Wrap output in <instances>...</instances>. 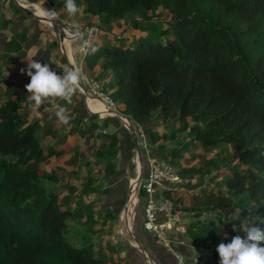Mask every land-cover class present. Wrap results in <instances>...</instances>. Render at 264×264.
<instances>
[{
	"label": "trees",
	"instance_id": "1",
	"mask_svg": "<svg viewBox=\"0 0 264 264\" xmlns=\"http://www.w3.org/2000/svg\"><path fill=\"white\" fill-rule=\"evenodd\" d=\"M82 1L84 13L108 26L111 19L132 13L128 25L146 32L130 45L93 44L98 50L84 58L85 68H100L95 77L104 81L119 113L143 128L148 147L155 146L156 152L166 148L160 140L178 142V133L189 139L171 151L176 154L186 145H230L233 164L226 163L224 188L217 189L215 204L214 194H208L204 208L223 207L219 225L234 219L228 224L229 238L244 235L241 227L251 221L264 229L255 220L264 217V0ZM160 9L170 18H163ZM9 89L12 94L0 104V264H101L92 245L67 240L66 221L86 209L85 226L91 228L93 211L80 201L76 210L63 208L60 193L47 187L46 180L58 181L39 166L54 153L50 146L43 153L44 135L51 130L37 119L27 121L21 110L30 104L17 99L15 87ZM156 121L172 122L169 136L153 130ZM90 126L100 127L96 121ZM104 134L95 163L105 164L112 175L121 144L116 133ZM141 152L146 155L143 148ZM93 181L89 178L86 187ZM116 216L111 213L112 219ZM199 223L187 228L193 240L204 239L202 234L209 233L205 227H213L202 223L199 228Z\"/></svg>",
	"mask_w": 264,
	"mask_h": 264
},
{
	"label": "crops",
	"instance_id": "2",
	"mask_svg": "<svg viewBox=\"0 0 264 264\" xmlns=\"http://www.w3.org/2000/svg\"><path fill=\"white\" fill-rule=\"evenodd\" d=\"M19 1L24 4V6L27 7L31 12L41 17L43 16V10H47L46 7L48 6L46 5V0ZM26 2H31V4L33 5ZM62 18L64 19V17ZM91 18L96 20L98 19L97 16H91ZM63 19L60 20L59 18H56L55 20H57L64 26ZM46 24L50 25V22L41 20L30 12L20 9L15 4V2L10 0H0V57L4 54H8L6 60H3L0 65L4 66L3 73H7L5 72V66L9 67L10 70H13L14 68V74H16L15 80L13 79L15 81L14 87L18 92L25 93L28 97L30 94L26 92V89H19L18 83L22 82L23 85H25L30 81V77L27 75L26 71H23V73H21L22 69H27L28 65H30L33 61H40L42 63L48 64L50 68L58 75H63L65 73L63 70H65L66 68H68V70H71L70 63L71 61L74 63V60H76L74 56L75 47L73 48L74 41H72L71 39V31L60 30L62 35L60 39L61 46L67 55V58L65 57L66 63H63L61 62V58L59 56V53L62 54L61 47L58 51V47L52 45L58 42L56 41V38L52 36V33H50V26H47ZM67 28L71 27L67 26ZM135 32L137 33V31ZM30 33H32L33 35L30 36ZM139 33L142 34L143 31ZM46 36L47 38L50 37L48 41H46ZM51 46H54V49H52ZM6 50L9 51L7 52ZM89 70L93 75H96L100 71V68L96 67L93 70ZM77 94L82 97L78 102L75 101V93L67 101L57 98H50L44 103L45 106L40 108L36 107L34 105V102H30L28 98L23 102H28L30 104L27 105V108H30L31 113L30 115H28V118L32 121L35 119L40 121L42 119L40 122L41 124H43V128H49L51 130L47 135H44L45 146L43 149V153H47V151L49 150L48 146H50V149H53L54 153L53 155L46 157L39 166L42 169L41 164L45 160L50 161V169L53 171L57 169L55 167L56 165H63L66 168L65 173H69L65 178L66 181L64 182V185L66 184L68 188H65L63 185L60 190L61 192H59L60 200L61 198H63V193H68L69 190L71 192L74 191L73 194L75 195L77 192L85 195L86 197L84 198L83 202L88 205L89 203H91L90 200H92L93 198L99 199L96 204L92 203L94 205L90 208V210L93 211V220H96L94 225L103 227L106 223L107 226L112 227L115 224L114 222H116L117 220L114 221V219L111 218V221L109 217H111V213L118 214V211L121 210L120 204H122L123 202L120 203V201H118L119 199L124 200V208L126 195L129 191V188L126 192L123 188H121L120 181H128L130 179L128 176L129 168L133 167V165L132 163L126 164V167L128 168H123L125 167L123 165H125L124 163H127L126 158L129 157L131 151H136L135 149H133L135 148V144L131 134H128L121 128V126L116 124V118L114 117L117 116H103L100 112H98V110L102 109L98 101L89 98L85 100V107L87 108V110H89V113L86 114L85 108L83 107V95L80 93ZM47 103L48 105L46 106ZM61 106L67 109L66 115L71 118L68 125L62 124L55 116L56 111ZM91 112L99 113V117L102 119L97 121L100 125L97 131H103V134L105 132L109 135L112 133H116L117 138L120 141L123 154L120 162L118 161V158L113 161L114 169L116 171L112 175L107 174L105 169L106 165L104 166L102 164H96L94 159L95 151L105 145L106 136H104L103 138L100 137L98 139L99 135L89 134V136H87L88 138L86 137L87 139H84V135H79L77 133L78 128H81L83 131L85 127H91L90 122L96 120V115L91 114ZM118 118L120 119L121 117ZM122 120L124 124V119ZM110 125H112V129H109ZM90 136L95 138L90 139ZM156 149L157 148L155 146L149 148V151L146 153V158L153 156L157 159H162V161L160 160L161 162L169 164L166 163L167 157H165V155H159L156 152ZM146 158H144L145 161ZM71 159H74L77 162V166L74 169L68 167ZM60 161L63 163H61ZM136 163L134 162V164ZM136 168H138L137 165ZM180 171L178 172L180 173ZM91 177L94 181L90 184V187L94 188L86 187V184ZM65 179H58L56 183L64 181ZM70 181H79V184H75L79 186L77 188H74ZM129 182L131 184L132 178L129 180ZM164 187L165 188H158L155 196L159 199L170 198L174 203L175 209H177L176 201L178 198H180V194H182V191H184L185 189L186 192H191L195 196L199 195V199L200 196L204 193V191L201 190L202 188H176V185L174 186L175 188L172 187V185H166ZM70 194L72 195V193ZM133 194L134 190H131L128 196L127 208L130 202L132 208L136 203V200L131 201V197ZM120 195H125V199ZM184 196H187V194L184 193ZM106 197H108V201L104 203L103 199H105ZM76 198H78V196ZM140 199L143 203L145 202V197H140ZM184 200H186V198ZM205 206H207V203ZM75 207L76 205L74 203L71 207H69V209L74 210ZM97 207H99L98 210H100V213L98 211L95 212ZM63 208L68 207L63 206ZM178 211L182 216L183 224L186 230L185 233H177L174 231L171 232L174 241V247L182 251L190 260L203 258L205 260V264H219V256L216 252V246H213L214 242L212 238L214 236L210 237V240H212L213 243L209 246H203L201 245V243H199L203 240H193L192 238H190L187 235V228L190 225L188 224V214L180 210ZM77 214L79 215V212ZM80 214L82 215H80L79 218L76 216L75 219H68L66 221L68 232L71 231V228L74 225H76L77 227H82L80 225L81 223L79 224L78 219L80 222L84 221L83 217L86 218V213L81 212ZM125 215L126 214L123 215V218L126 217ZM140 216L142 218V209ZM141 222L138 226L135 227V230L133 231V237H131L133 240V244H127L125 242V239L120 238L114 232L112 234H110V232H107L105 234L98 232L96 236L95 233L92 232L91 235L96 241L95 245H93L92 243V246L98 252L100 257H102L103 261L101 264H175V260L172 255L158 244L153 235L142 229ZM132 224H134L133 219L130 224L131 232L133 229ZM201 226L202 222L199 223V228ZM136 239L138 240V242L136 241ZM217 241L218 239L215 240V242Z\"/></svg>",
	"mask_w": 264,
	"mask_h": 264
},
{
	"label": "rangeland",
	"instance_id": "3",
	"mask_svg": "<svg viewBox=\"0 0 264 264\" xmlns=\"http://www.w3.org/2000/svg\"><path fill=\"white\" fill-rule=\"evenodd\" d=\"M11 1V0H10ZM79 2H76V4L78 5V7L81 8V11L79 13H77L74 17H69L67 14V11L64 7L65 4V0H46V5H48L46 7V9H50V10H54L57 13V17L60 20L63 19L62 17H64L63 19V23H64V27L67 28V26H70L73 30H77L80 29L82 26H90L91 24H95L98 25L101 29L100 33L97 35V37L95 38L94 41V45L95 44H125V45H130V43L132 44L137 38L136 36L141 35V36H145L146 32H143L142 34H140V31H137V33L132 30V28L128 25V23L130 21H128L131 17V15H133L132 13L127 14L124 18H116V19H111L110 20V24L109 26H111V30H107L109 29V26L105 24V22L103 20H101L100 18L96 19H92L90 17V15L84 13L83 11V7H84V3L82 0H78ZM49 4H48V3ZM44 3V2H43ZM159 12H162V16L165 19H169L170 15L167 13V11H163L160 9ZM82 24V25H81ZM47 25V24H46ZM143 28H147L148 27V23L147 22H142L141 23ZM50 30L51 31H55V35L58 38L60 34V31L58 30L59 28H53L51 23L50 25ZM68 29V28H67ZM66 29V30H67ZM47 33V32H46ZM51 33V32H50ZM32 36L33 34L30 33ZM51 35V34H50ZM52 36L55 38V36L52 33ZM122 37H125L122 38ZM122 38V39H121ZM169 37H165V40H167ZM49 38H47L46 36V41H48ZM73 41V40H72ZM53 42V41H52ZM82 43V40H78L76 41V43L74 44L75 47V58L76 61L79 62V60L81 59L80 55L77 53L78 51V46ZM54 46H57V50L59 51L60 46L59 43L56 44H52ZM54 46H51L52 49H54ZM7 52L9 50H6ZM59 53V52H58ZM8 54H4L3 56L0 57V63H2L3 60H6ZM59 56L61 58V62L66 63V58L65 56H63L62 54L59 53ZM84 62V60H83ZM3 65H0V104L2 102H4L8 96L10 94H12V91L9 89L11 87H14V83H15V76L16 74H14V68L13 70L9 69V67L5 66V72L7 73H3ZM64 72L69 71L68 68H66L65 70H63ZM83 72L84 74L88 77V78H94L96 79V75H93L91 73V71L87 68H85V66L83 65ZM21 73H23V71H21ZM14 79V80H13ZM98 80V79H96ZM103 88V90L108 93L104 88V81H100L98 80ZM19 84V89H25L24 85L22 82L18 83ZM76 95H75V101H79L80 98H82L79 94V91L76 90ZM15 96L17 97V99H19L20 101L24 102L26 101L25 99H29V97L25 94V93H20L18 91L15 92ZM109 94V93H108ZM28 103V102H27ZM48 105V103L46 104V106ZM45 105L42 104L40 107H44ZM28 106L25 105L21 112L24 113L25 118L27 121L31 122L32 120H30L28 118V115H30V108H27ZM85 108V113L88 114L89 110H87V108L85 107V105L83 106ZM116 111L119 113V111L116 108ZM93 113V112H92ZM96 115V123L99 125V123L97 121L102 120L99 116V113H94ZM120 114V113H119ZM122 115V114H120ZM103 117V116H102ZM114 117V116H113ZM122 119H124V124H132V126L134 127L137 136L139 135V133L142 132L143 128H141V126H136L131 120L130 122L126 119V117L124 115L120 116ZM117 118L120 122L121 128L127 132L128 134H131L129 132V130L124 127L123 124V120L118 117H114ZM41 119V118H40ZM107 119V118H105ZM42 120V119H41ZM40 120V121H41ZM191 122V119L189 120ZM117 124V121H116ZM171 124L172 122H168L166 124H163L159 121L154 122V127L153 130L157 131L158 135H162L163 133L166 132L167 136L170 135L171 132ZM176 125L178 126V123H176ZM175 125V126H176ZM100 126V125H99ZM82 127V125H81ZM109 129H112V125L109 126ZM77 133L79 135H84V139H87L89 136V134H96L99 135L98 139L100 137H104L105 134H103L102 132L97 131V128H92V127H85L84 130L82 131L81 128L77 129ZM88 134V135H87ZM86 135V136H85ZM144 138L146 133L143 132ZM177 140L178 142H176V139H165V140H160L159 142H167L166 143V148H164V150H158L157 152H160L159 155L163 156L165 155V157H167V161L166 163L168 166H172L174 168V170L177 171H182L183 175L185 176V178L181 179L180 183L177 184H167L168 185H172V187H174L176 185V188H202L201 190L204 191V193L200 196L199 199V195L195 196L194 194H192L191 192H186L185 190L182 191V194H180V198L177 199L176 201V205H177V209L176 210H180L182 212H185L188 214V224L194 223V222H202L203 226H205L206 224L204 223H213V227H205L206 230H209V233L207 235H204L205 232L202 234L204 239H200L203 240L201 243V245L205 246L206 244L209 246L210 244H212L213 242V246H216L221 243V242H229L230 238L229 233L231 230V226L228 225L229 221H231L233 218L230 217L231 219H228V221L226 222V225H219V218H224V211H223V207H217L216 209H205L204 206L206 205V201L208 199V197L210 195L208 194H214V198L212 199V203L215 204L217 202V198H219V196L217 197V189L219 188H224L223 184H222V180H223V176H225L229 170L226 167V163L232 165L233 161H231V147L228 146V144L226 145V147H222L219 148L218 146L213 147V148H203L201 145H197L196 147H191L189 145L184 146V152L180 151L178 152V154H176L175 152H171L173 151V149H177V148H181L182 147V143L181 141H186L189 139V136L184 135L185 138L183 137V134H181V136L183 138H180V133L177 134ZM87 137V138H86ZM90 139H94L92 136L89 137ZM45 140V139H44ZM145 143V147L147 148V150L149 151V147L147 145V141L144 140H139L138 144L141 148L145 149L143 145ZM135 149V148H133ZM132 149V150H133ZM147 152V151H145ZM122 147H120V151L118 154V161H121V157H122ZM128 155V153H127ZM136 151L133 152L131 151V154L129 155L128 158H126L127 163H124L125 167L123 168H128L126 167V164H130L133 162L136 163ZM46 158V157H45ZM44 158V159H45ZM144 158H146V155H144ZM95 159V158H94ZM213 162H210L211 160H213ZM96 160V159H95ZM172 161V163H170ZM61 162V161H60ZM63 163V162H61ZM102 165L105 166V164L101 163ZM137 165V163H136ZM50 161H44L41 164L42 169L44 170L45 173H49V174H55L56 177L59 180H63L66 178V176L69 174L68 172L65 173L66 168L63 165H56L55 167L57 168L55 171L51 170L50 167ZM77 166V162L74 159H71L70 164L68 165V167L71 168H75ZM68 169V168H67ZM137 169V168H136ZM144 170H145V164H144ZM105 173V172H104ZM129 178H132V182L130 184V188L129 191L131 192V188L134 184V180H135V164L133 165V167L129 168V173H128ZM187 177V178H186ZM92 178V177H91ZM66 181V179L64 181H60L59 183H54L52 180H46L45 184L47 185L48 188L53 189L56 192H61V188L64 185V182ZM72 186L74 188H77L79 185H75V184H79V181H74L76 183H74L73 181H70ZM121 188L124 189V191L126 192L128 190V186H129V180H121ZM107 188V187H106ZM159 188H165V187H159ZM168 188V187H167ZM175 188V187H174ZM128 191V192H129ZM74 191H68V193H63V198H61L60 202L61 205L65 206V207H71L74 203L76 205V207L74 208V210L78 209V203L77 200L80 202L84 201V198L86 197L85 195L81 194L80 192H77L76 195L73 194ZM72 193V195L70 194ZM184 193L187 194V196H184ZM126 194V193H125ZM71 195V196H70ZM78 196V198H76ZM123 196L125 199V195H120ZM76 198V200H75ZM120 198V197H117ZM186 198V200H184ZM176 199V198H175ZM99 201V199L97 198H93L92 200H90L91 203H89L90 208L96 204V202ZM108 201V197H106L105 199H103V202L106 203ZM120 201V203H124V200H118ZM126 201V200H125ZM94 203V204H92ZM123 203L120 204V209L118 211L117 216L115 217L114 222L115 224L111 227V226H107V224L105 223V226L103 227H98L96 225H93L91 228H89V226H85L86 225V218L83 217L82 222L79 221V224L82 227H77L76 225H74L71 228V231L66 232V238L67 240L76 246H79L81 244H91L93 243V245H95L96 241L95 239L92 237V232L95 233V236L97 235V233H107L110 232V234H112L113 232L115 234H117L120 238L125 239V242L127 244H133V240L130 236V232L126 233L124 231L125 226L123 223V220L121 218L122 214L121 211L123 209ZM126 203V202H125ZM143 206V202L141 199H139L138 205L136 207L137 211H136V218H134L133 223L132 224V232L135 230V227L138 226L141 222V209ZM81 209V208H80ZM99 207H97V209L95 210L98 211L100 213V210H98ZM199 209V210H198ZM198 210V211H196ZM195 211V212H194ZM82 213H87L86 209L82 211H80ZM202 212V214H201ZM234 217V216H233ZM111 220V217H109ZM122 220V221H121ZM226 220V219H225ZM112 221V220H111ZM187 221V222H188ZM234 221V219H233ZM245 226L241 227V230H244ZM217 230V231H216ZM213 234H217L215 237H217L218 241L215 242V240H210V237L213 236ZM211 235V236H210ZM97 238V237H96ZM216 239V240H217ZM97 240V239H96Z\"/></svg>",
	"mask_w": 264,
	"mask_h": 264
},
{
	"label": "built area",
	"instance_id": "4",
	"mask_svg": "<svg viewBox=\"0 0 264 264\" xmlns=\"http://www.w3.org/2000/svg\"><path fill=\"white\" fill-rule=\"evenodd\" d=\"M62 29L65 30L67 28L63 26ZM67 30L71 31V33L76 31L71 28H68ZM79 31L82 36V43L83 40L86 39L90 46H92L101 29L98 25L91 24L90 26H82ZM51 33H53L55 36L56 32L53 30ZM75 43L76 41L73 42V48ZM82 43L78 46L77 51L81 59L79 62L74 60V63L72 64L74 68L81 70L83 76L81 81L82 86H80L77 90L80 94L85 96L86 99L90 97L92 99L98 100L99 102H102L104 105H106L112 112L113 110L116 111L115 101L108 93L103 90L100 82L94 78H88L84 74L83 60L86 55L82 51ZM124 127L126 128V125H124ZM139 136L141 137V140L145 139L143 130L141 133H139ZM141 146H143L145 148L144 150L148 152L147 148L145 147V143ZM145 164V170L143 165L142 178L139 182H137L136 188H134L136 203L132 209L133 220L136 216V207L140 199V193L144 192L145 202L142 206V229L153 235L158 244L172 255L175 260V264H205V260L203 258L190 260L182 251L174 247V241L171 232L174 231L177 233H185L186 230L183 224L182 216L180 212L175 209L174 203L170 198L159 199L155 196L159 187H164L167 184L180 183L182 179L181 176L174 170L172 166H168L153 156L147 157ZM127 203L128 200L125 204V208H123L121 211V218L125 226L124 231L129 233L130 230L127 227L126 217L123 218V215L126 214Z\"/></svg>",
	"mask_w": 264,
	"mask_h": 264
},
{
	"label": "clouds",
	"instance_id": "5",
	"mask_svg": "<svg viewBox=\"0 0 264 264\" xmlns=\"http://www.w3.org/2000/svg\"><path fill=\"white\" fill-rule=\"evenodd\" d=\"M64 7L69 17H74L81 11L75 0H65ZM43 17L49 22L56 19L57 13L54 10H43ZM71 39L78 41L82 39L79 29L71 34ZM98 49L90 46L85 39L82 43V51L85 55L91 52L94 54ZM34 70V71H33ZM26 71L30 81L24 85L29 93V101L34 102L36 107L41 106L50 98L69 100L80 87L83 79L81 70L73 68L63 75H58L50 66L40 61H33L28 65ZM67 109L59 107L55 116L64 125L70 123V117L66 115ZM260 224H264V217L258 216ZM236 232V226L233 225ZM219 256V264H264V229L253 225L252 221L244 228V235L236 234L230 241L221 242L216 247Z\"/></svg>",
	"mask_w": 264,
	"mask_h": 264
},
{
	"label": "water",
	"instance_id": "6",
	"mask_svg": "<svg viewBox=\"0 0 264 264\" xmlns=\"http://www.w3.org/2000/svg\"><path fill=\"white\" fill-rule=\"evenodd\" d=\"M11 1L15 2V4H16L20 9L30 12L31 14H33V15L36 16L37 18H40L41 20L47 21L46 19H44L43 16L41 17V16L36 15V14H34L33 12H31V11H30L27 7H25L24 4H22L19 0H11ZM24 1H25V0H24ZM26 3H31V2H26ZM50 23H51V25H52L53 28H55V29H56V28H59V29H58L59 31L62 30L63 25H62L61 23H59L57 20H54V21H52V22H50ZM60 34H61V31H60ZM61 36H62V35H59V37L57 38L56 35H55V38H56V41L59 43V45H60V47H61V52H62L63 56H65V57L67 58V55H66V53L64 52V50H63V48H62V46H61V41H60ZM70 68H71V70L74 68V67L72 66L71 63H70ZM80 86H82V84H81ZM85 100H86V97L83 96V103H84V105L86 104V103H85ZM85 106H86V105H85ZM113 112L119 114L118 112H116V111H114V110H113ZM91 114H94V113L91 112ZM126 119L130 122V119H129L128 117H126ZM127 129H128L129 132L131 133V136H132L133 141H134V144H135V150H136V156H137V157H136V162H137V166H138V168L136 169V164H135V175H136V176H135V179H136L137 182H139L140 179L142 178V175H143L144 155H142L141 148H140V146H139V144H138V136H137L136 131H135L134 127L132 126V124H129V125L127 126ZM132 165H134L133 162H132ZM130 179H131V178H130ZM130 179H129V180H130ZM128 188H130V182H129V186H128ZM128 195H129V192H127V195H126V201H125V202H127V200H128ZM125 204H126V203H125ZM125 204H124V208H125ZM130 236L133 237V232H131V231H130ZM136 241L138 242L137 239H136Z\"/></svg>",
	"mask_w": 264,
	"mask_h": 264
},
{
	"label": "bare ground",
	"instance_id": "7",
	"mask_svg": "<svg viewBox=\"0 0 264 264\" xmlns=\"http://www.w3.org/2000/svg\"><path fill=\"white\" fill-rule=\"evenodd\" d=\"M28 4H31V3H28ZM31 5H33V4H31ZM35 6V5H34ZM66 30V29H65ZM65 30H63L62 29V31H65ZM71 64H73V62L71 61ZM89 99H92V98H90L89 97ZM95 100V99H94ZM96 101H98V100H96ZM98 103L101 105V107H102V109H100V110H98V112H100L103 116H110V115H113V116H117V117H120V116H122V115H120V114H117V113H115V112H112L106 105H104L102 102H99L98 101ZM127 125H129V123L128 124H126V126ZM136 185H137V181H136V179H135V181H134V184H133V186H132V189L131 190H134V188H136ZM134 200H136V198H135V196H134V194L132 195V197H131V201H134ZM132 206H131V202L129 203V205H128V208H127V211H126V220H127V227L129 228V230L131 229V226H130V224H131V221H132V219H133V215H132Z\"/></svg>",
	"mask_w": 264,
	"mask_h": 264
}]
</instances>
